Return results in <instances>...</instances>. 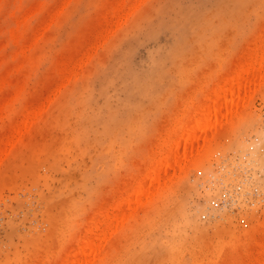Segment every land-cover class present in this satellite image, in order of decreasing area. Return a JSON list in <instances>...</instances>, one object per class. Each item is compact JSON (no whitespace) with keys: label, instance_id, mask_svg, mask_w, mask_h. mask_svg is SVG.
Returning a JSON list of instances; mask_svg holds the SVG:
<instances>
[{"label":"rangeland","instance_id":"obj_1","mask_svg":"<svg viewBox=\"0 0 264 264\" xmlns=\"http://www.w3.org/2000/svg\"><path fill=\"white\" fill-rule=\"evenodd\" d=\"M259 57L264 0H0V264H264ZM220 79L235 111L130 192Z\"/></svg>","mask_w":264,"mask_h":264},{"label":"bare ground","instance_id":"obj_2","mask_svg":"<svg viewBox=\"0 0 264 264\" xmlns=\"http://www.w3.org/2000/svg\"><path fill=\"white\" fill-rule=\"evenodd\" d=\"M256 54H258L257 52H255ZM254 53V54H255ZM253 55V54H252ZM256 56V55H255ZM256 57H258V56H256ZM263 57V56H262ZM261 57V58H262ZM255 59V58H254ZM259 59H260V57H259ZM259 59H257V60H259ZM260 60H263V59H260ZM259 60V61H260ZM258 61V62H259ZM261 62H263L264 63V60L263 61H261ZM252 63V62H251ZM250 63V64H251ZM250 64H248V65H250ZM258 64H260V62L258 63ZM251 66V65H250ZM261 66H262V63H261ZM264 66V65H263ZM243 70H245V74H246V80H248V78H247V76H248V74H247V70H246V68L244 67V68H242ZM241 69V70H242ZM258 69V68H257ZM262 69H264V68H262ZM240 70V69H239ZM250 69H248V71H249ZM259 70V69H258ZM239 72V71H238ZM258 73H260V71L259 72H257V74H255V76L254 77H252V78H254V79H258L257 77H256V75H260V74H258ZM243 73H241V74H239L238 73V75H240V78L239 79H242L241 81L243 82V84L245 83V80L243 81V75L245 76V74H243ZM235 77H237V73L234 75ZM261 76V75H260ZM260 76H259V78H260ZM239 77V76H238ZM241 77H243V78H241ZM232 77H230V80H232L231 79ZM244 78V79H245ZM252 78H249V79H252ZM236 79V78H235ZM239 79H236L235 81H236V83H237V85H238V80ZM223 80V79H222ZM226 81H227V79H226ZM229 81V80H228ZM234 80H232V82H233ZM234 81V82H235ZM240 81V83H242ZM233 82V84L234 85H229V87H231L232 89H234L235 87V83ZM220 83H221V79H220ZM219 83V89L220 90H218V91H212L213 93H211V94H214V95H210V97H209V100H208V102L206 103L207 104V107H206V105L205 104H201V105H204V110H202L201 108H198V109H196L194 112H196V115L199 113V115H190L191 116V118H189V121H188V123L186 124V125H182L183 127L181 128V129H178V132L176 131L175 132V134L172 136V137H169L170 139H166L164 142V144H162L161 145V147H158V151L154 154L155 156L153 157V162L151 163L152 165H148V166H150V168H147L148 170H147V172L146 171H143L144 173V175H142L141 174V176H144V177H138V178H140V179H142V178H144L145 179V181L144 180H142V181H140V180H138L137 181V179L135 180V182L137 181L138 182V184H137V182L135 183V184H137V185H134V184H131V185H134L131 189V191L130 192H135V190L137 191V193L138 194H140V195H143L141 198H143V200L144 201H146L147 199H144V198H147V194L148 193H150V191L148 192L147 191V189L148 190H150L151 189V186H153V185H151L152 184V181H154V180H158L156 183H154V184H157L158 182H159V178L161 179V177L160 176H163V175H160V173H162L163 171V173L162 174H164L165 173V171H166V173H168L169 172V170H171V169H174V165H176V164H181V163H185V160L187 159V161L189 160L187 157L188 156H192V151H194V149L192 150V148L194 147V145H196V143H197V141H198V139H199V137L201 136V134L202 133H206V131L208 130H212V132H211V137H212V135H213V131H214V129H215V127H218L217 126V123L219 122V116H218V113H219V111H220V109H221V107L223 106L224 108H225V110L227 111H229L230 113L232 112V111H235V109H236V107H237V103H233L234 101H232V103H231V105H229L228 106V104H226V103H228V102H226V101H228V99H226V97L228 98V96L230 95V92H231V95H230V97H232L233 95V93H234V91L233 90H229V93L227 92L228 90L227 89H224V91L222 90L223 89V85H222V83L220 84ZM223 84H224V80H223ZM222 85V87H220ZM237 85H236V88H238V90L239 89H241V90H243V89H245L246 88V86L247 85H245L244 84V86L241 84L240 86L242 87H244V88H239V87H237ZM250 85H252V84H249L248 86H247V90H245V91H247L246 93H248V90H251V89H248L249 87H250ZM239 86V85H238ZM225 88H226V86H224ZM228 87V88H229ZM235 88V89H236ZM251 88V87H250ZM238 90H237V95L239 96V94H241L240 92L238 93ZM233 91V92H232ZM217 92H219V95L217 94ZM242 92V91H241ZM221 93V94H220ZM244 93V92H243ZM245 93V94H246ZM216 94V95H215ZM223 95H224V97H225V100H223ZM241 95H243V94H241ZM218 96H221L220 98L223 100V101H225L224 103L226 104V105H224V103L222 102V101H219V100H217V98L216 97H218ZM236 96V94L233 96V98ZM237 96V97H238ZM229 97V98H230ZM236 98V97H235ZM219 99V98H218ZM220 99V100H221ZM231 100V99H230ZM229 100V101H230ZM235 100V99H234ZM236 102V101H235ZM229 103V104H230ZM228 106V107H227ZM222 107V108H223ZM205 108H207L206 110H205ZM200 109H201V113H200ZM232 109V110H231ZM225 111V112H226ZM203 112V113H202ZM233 113V112H232ZM30 114V113H29ZM222 114V113H221ZM220 114V115H221ZM219 117V118H218ZM222 117V116H221ZM27 118V117H26ZM27 120V119H26ZM26 123V122H25ZM220 123V122H219ZM218 123V124H219ZM26 124H28V123H26ZM25 125V124H24ZM20 126V125H19ZM26 126V125H25ZM23 127V126H22ZM177 127V126H176ZM179 127V126H178ZM177 127V128H178ZM21 129V128H20ZM24 129V128H23ZM26 130V129H25ZM21 132V131H20ZM202 132V133H201ZM173 133H174V130H173ZM172 133V134H173ZM209 133V132H208ZM215 133H216V131H215ZM207 134V133H206ZM205 134V135H206ZM210 134V133H209ZM200 135V136H199ZM12 136V135H11ZM208 136H210V135H208ZM19 137V136H18ZM201 138L204 140V139H207V141L210 139H208V138H205L204 136L202 137L201 136ZM16 139H17V137H16ZM199 145H201V144H197L196 145V149H198V146ZM245 145V144H244ZM203 146V144L199 147V148H201ZM199 150V149H198ZM197 151V150H196ZM190 153H192V154H190ZM146 172V173H145ZM139 176V175H138ZM147 180H149V181H151L150 183V185L148 184V187H150V188H148L147 187V184H145L146 182H147ZM144 181V182H143ZM146 185H144L143 183ZM140 183V184H139ZM147 183H149V182H147ZM142 184V188L144 189L145 187H147V188H145V190H143V189H139L140 191H142V192H139L138 190H137V186H139V185H141ZM143 185L145 186V187H143ZM136 186V187H135ZM156 186V187H155ZM159 185L157 184V185H154V187L155 188H157ZM131 187V186H130ZM135 187V188H134ZM153 187V188H154ZM141 188V187H140ZM152 188V189H153ZM151 189V191H153ZM158 189V188H157ZM134 190V191H133ZM154 190H156V189H154ZM145 191V192H144ZM147 191V192H146ZM157 193V192H156ZM128 194H130L129 192H128ZM128 194H127V197H128ZM134 194V193H133ZM133 194H130V195H132V197L134 198V196H133ZM144 194H146V196L144 197ZM135 195H137L136 194V192H135ZM153 195V194H152ZM132 197H131V199H132ZM128 198H130V197H128ZM148 198H150V196L148 195ZM135 199H137V196H135ZM135 199H132L133 201H130V203L132 202H134V200ZM128 201L127 202H129V200L130 199H127ZM150 200V199H149ZM135 201H139V198L137 199V200H135ZM141 202H143V201H141ZM131 204H129V206H130ZM118 206V205H117ZM130 207H132V206H130ZM129 208V207H128ZM87 239H88V237H87ZM94 240V239H93ZM104 239H102V241H103ZM83 242V241H82ZM82 242H81V244H82ZM94 242V241H93ZM92 241H90L89 243H88V241L86 240V243H85V241L83 242L84 244V248L86 249L87 248V246H88V244H89V246L88 247H90V244H91V246H93V243ZM104 242V241H103ZM80 244V243H79ZM78 244V245H79ZM86 244H87V246H86ZM78 245H76L77 247H78ZM83 245H80V248L81 249H79L80 251L79 252H84V254L82 253V255H85L86 253H87V256L89 257V258H87L86 260H87V262H86V260H84L85 261V263L80 259V258H84L85 259V257H82L81 256V254H79L81 257H76V258H78V259H80L81 261H82V263L83 264H90L91 262H92V258L95 256V254L96 253H93L92 251H95V249L94 248H97V247H92V251H91V253L92 254H94L93 255V257L92 258H90V251H87V252H85L86 250H88V249H86L85 251L83 250V251H81L82 250V246ZM83 248V249H84ZM78 249V248H77ZM91 249V247L89 248V250ZM73 250V249H72ZM75 250L76 249H74V252H75ZM97 250H98V248H97ZM96 250V251H97ZM76 251H78V250H76ZM89 252V253H88ZM97 252H99V251H97ZM69 254H72L73 255V251H72V253H70V252H68ZM69 254H65V255H67V259H68V256H69ZM89 254V255H88ZM98 254V253H97ZM71 255V256H72ZM78 255V256H79ZM70 256V257H71ZM86 256V257H87ZM97 256V255H96ZM95 256V257H96ZM64 257V256H63ZM66 257V256H65ZM64 257V258H65ZM94 257V258H95ZM259 257V256H258ZM260 257H262V256H260ZM259 257V258H260ZM64 258H61V259H64ZM263 258V257H262ZM262 258H260V259H262ZM71 259H72V257H71ZM69 260V263L70 262H72L73 264H78L79 262H77V261H79V260H77V259H74V260H77L75 263H74V260L72 261V260ZM90 259H92L91 261H89ZM260 259H259V261H260ZM264 259V258H263ZM68 260H67V262H68ZM61 261V260H60ZM63 261H65V260H63ZM67 262L65 261V264H67ZM88 262H90V263H88ZM264 262V261H263ZM61 263V262H60ZM259 263V262H258ZM63 264V263H62ZM81 264V263H80ZM263 264V263H262Z\"/></svg>","mask_w":264,"mask_h":264}]
</instances>
